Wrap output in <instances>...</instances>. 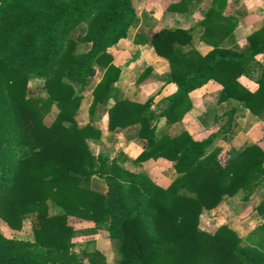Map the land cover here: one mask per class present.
<instances>
[{"label":"trees","instance_id":"16d2710c","mask_svg":"<svg viewBox=\"0 0 264 264\" xmlns=\"http://www.w3.org/2000/svg\"><path fill=\"white\" fill-rule=\"evenodd\" d=\"M192 1L178 0L167 10L187 12ZM226 6L227 0H211L197 23L206 52L193 45L191 28L134 34V43L150 45L168 61L164 82L176 85L157 114L152 106L160 90L142 102L118 94L121 68L110 47L140 22L132 0H0V219L18 230L33 218L32 239L0 230V264H83L86 257L106 264L98 250L73 251L69 215L104 225L119 253L115 264H264V221L243 238L228 224L213 232L199 226L204 209L238 191L248 199L264 181V149L247 145L223 163L220 147L208 150L217 133L198 140L186 130L175 136L167 130L191 109L190 93L209 80L221 85L219 102H237L219 131H231L240 108L255 115L264 109V64L256 58L264 52V25L244 46L230 44L237 22ZM79 44L89 47L77 52ZM98 68L89 122L80 125L76 114ZM241 75L257 88L244 86ZM29 77L44 82L46 96L29 93ZM99 108L108 114L109 130L139 124L144 147L136 161L173 162L176 176L168 186L93 151L89 141L101 130L91 122ZM52 111L48 124L44 117ZM159 117L166 126L157 130ZM93 176L105 182L104 192L92 187ZM48 201L62 211L50 214ZM254 209L264 216V197Z\"/></svg>","mask_w":264,"mask_h":264},{"label":"crops","instance_id":"0c3cea01","mask_svg":"<svg viewBox=\"0 0 264 264\" xmlns=\"http://www.w3.org/2000/svg\"><path fill=\"white\" fill-rule=\"evenodd\" d=\"M177 1L159 0L157 2L156 0H140L139 3L142 9L138 12L134 0H132L138 16L140 17L141 14L143 16L140 17L139 24L136 27H132L131 31L129 30L126 38L120 39L110 47L114 64L121 68V77L117 83L119 96L132 101L142 102L160 90L154 97V105L152 106V109L157 114L160 111L159 107H161L159 105L164 106V99L175 92L176 85L172 82H164V78L169 72L168 61L154 52L153 48L148 46V44L134 43L133 36L137 30L149 34L151 33L150 31H157L162 27L180 26L182 28H192L195 24L198 11L204 13L211 0L192 1L187 12L168 11V5ZM160 3H163L164 6L160 9L161 13L158 14L153 4ZM225 13L232 15L237 22L236 28L231 34L232 38L229 40L230 44H237L242 47L246 43V36L264 25V0H227ZM162 21H167L168 23H162ZM172 22L176 25H170ZM240 33L244 35L243 40L237 37ZM200 44L206 48L202 52L210 49V46L203 43ZM256 58L264 64V52L258 54ZM147 68L148 71L146 74L138 79L141 73ZM102 72L103 70L97 69L96 75L89 80L83 92L84 97L76 114V120L80 125L89 122L88 108L92 101V89L100 80ZM239 80L249 90H255L257 88V83L245 75H241ZM220 91L221 85L214 80H209L199 89L192 91L190 93L191 109L186 112L181 120L171 123L167 127L168 134L175 136L186 130L194 139L200 140L211 133L215 124L226 118L224 113L233 105H237V102L231 99L219 102L218 97ZM110 102H113V100L111 99ZM91 123L101 130L99 139L89 141L94 152L98 153L102 151L110 157L116 158L120 164L127 168L143 171L155 182H165V187L176 176L173 162L163 157L149 159L143 162L135 160L144 147V141L137 136L139 124L109 130L108 114L100 108L97 110V114ZM165 126V118L159 117L157 120V130ZM230 132L232 134L235 133V136L241 142H245L244 146L257 143L260 147L264 148V109L258 115H255L248 109L240 108L234 118ZM230 135H228L227 141H229ZM227 145L229 147L231 146L228 142ZM162 184L160 185L163 186ZM91 185L99 191L104 192L106 190V185L103 184V180L99 177L93 176ZM55 205L52 201H48L50 214H56L62 211L60 206V210H58ZM68 223L75 230V234L72 237V248L74 252L83 255L84 252L98 250L104 254L106 264L116 263V261H111L110 263V254H113V246H115L116 251L118 250L114 241L108 236L104 225H96L92 221L73 215L68 216ZM115 259H119V253ZM83 264L91 263L88 258H84Z\"/></svg>","mask_w":264,"mask_h":264},{"label":"rangeland","instance_id":"374dc122","mask_svg":"<svg viewBox=\"0 0 264 264\" xmlns=\"http://www.w3.org/2000/svg\"><path fill=\"white\" fill-rule=\"evenodd\" d=\"M156 1L158 2L159 0H156ZM134 2L137 8V11L138 12L141 11L142 8H141V4L139 3L140 0H134ZM153 6L157 9L158 14H160L161 13L160 9L163 8L164 4L163 3L156 4V5L153 4ZM142 16L143 14L140 15V17ZM202 16H203V13L201 11H198V13L196 14L195 24L191 28L192 29L191 32L194 36L193 45L196 44L195 46L202 48L201 51L206 49L205 46L195 41H197V38L200 33V27L197 25V23L202 18ZM162 23H168V22L162 21ZM170 25H176V24L172 22V24ZM171 27H178V26H171ZM131 29L132 27L130 28V31ZM237 37L243 40L244 35L240 33ZM88 47H89L88 44H79L77 46V52L86 50ZM98 69L102 70L100 68ZM28 89L31 95H34L37 97L46 96V89H45L44 82L42 80L29 77ZM159 106H161L159 107L161 110L163 106L162 105H159ZM54 115H55L54 111L46 114L44 117V121L49 124L53 120ZM222 120L225 121L226 118ZM222 120L218 121L213 127V129L211 130V132L217 133V137L215 138L214 142L212 143L211 147L208 150H210L214 146L220 147L222 149L220 153V159L223 163H226L232 157H234L239 150L245 147L244 146L245 142L243 141L241 142L240 139H237V137L235 136V133L232 134L229 131L227 134H225L223 131H219L220 126L224 123V121L222 123ZM228 135H230L229 141H227ZM227 142L230 143L231 145L230 147L227 145ZM156 183L159 185L163 183L162 185L163 186L165 185V182L163 181H159ZM261 183L262 185L260 186L258 185L256 190L248 197V199H244V192L238 191L235 195L229 196L231 198L229 197L227 198V196L226 198L224 197L218 206H216L215 208H212L213 210L204 209L203 211L205 212H202L200 216V223H199L200 228L206 231H209V232H213L218 226L222 224H228L243 238L247 234V232H249L253 227L260 224L261 221L262 222L264 221V216L260 215L254 209L255 205L260 203L264 197V184H263L264 181H262ZM103 184L105 185L104 181H103ZM55 206L58 210H60L59 206L57 205ZM32 220L33 218L31 216L25 218L23 221L22 227L16 230V229L10 228L2 219H0V230L7 237H13V238H18V239H32L33 238ZM114 247L115 246H113V254L112 255L110 254L111 256L110 263L111 261L113 262L117 261V259L115 258L117 257L118 251H116V248Z\"/></svg>","mask_w":264,"mask_h":264}]
</instances>
